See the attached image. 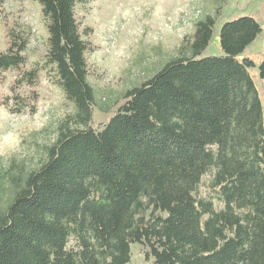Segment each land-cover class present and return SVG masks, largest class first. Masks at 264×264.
<instances>
[{
	"label": "trees",
	"instance_id": "obj_1",
	"mask_svg": "<svg viewBox=\"0 0 264 264\" xmlns=\"http://www.w3.org/2000/svg\"><path fill=\"white\" fill-rule=\"evenodd\" d=\"M37 1L47 19L44 65L25 68L26 40L12 37L0 79L14 69L16 86L35 88L48 66L76 111L38 167L0 171V264H129L136 243L153 264H264V105L250 72L264 79V60L241 58L262 33L259 21H225L222 54L204 56L217 22L207 14L180 54L93 128L94 48L75 12L90 0ZM13 97L12 111L28 105Z\"/></svg>",
	"mask_w": 264,
	"mask_h": 264
},
{
	"label": "rangeland",
	"instance_id": "obj_2",
	"mask_svg": "<svg viewBox=\"0 0 264 264\" xmlns=\"http://www.w3.org/2000/svg\"><path fill=\"white\" fill-rule=\"evenodd\" d=\"M75 12L84 39L94 48L86 54L88 80L96 94L90 123L93 128L108 121L127 90L178 56L182 44L191 39L196 22L207 14L216 16L217 22L204 56L222 54L219 32L225 21L250 15L259 21L262 33L241 58H250L257 65L264 60V0H90L77 3ZM17 36L26 40L25 68L43 66L48 49L47 19L37 0H3L0 52L7 51L11 38ZM250 72L264 105V79L256 69ZM18 78L14 69L1 73L2 172L19 166L27 171L38 167L45 160L47 147L55 141L59 126L76 111L50 67H42L35 88L16 86ZM16 94L28 103L20 112L11 109L19 106L13 99ZM209 178L206 175L202 180L198 190L201 196L208 192ZM3 196L1 206L7 193ZM129 264H153V259L143 245L136 243L131 246Z\"/></svg>",
	"mask_w": 264,
	"mask_h": 264
}]
</instances>
